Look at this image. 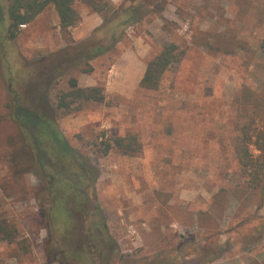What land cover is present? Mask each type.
Returning a JSON list of instances; mask_svg holds the SVG:
<instances>
[{
  "label": "rangeland",
  "instance_id": "obj_1",
  "mask_svg": "<svg viewBox=\"0 0 264 264\" xmlns=\"http://www.w3.org/2000/svg\"><path fill=\"white\" fill-rule=\"evenodd\" d=\"M110 1L154 6L155 12L88 65L74 47L96 28L84 19L103 21L104 14L82 1L76 4L82 21L70 41L53 5L17 38L3 40L0 220L18 232L12 243L0 235V264H58L47 257V231L35 218L39 179L13 174L7 141L18 129L6 117V103L16 90L26 105L42 108L38 94L45 92L55 107L73 76L106 92L105 102H85L58 121L100 169L99 201L119 242L115 264H146L157 254L176 256V264H264V197L238 189L248 177L236 151L241 125L252 115L242 90L264 93V0ZM167 42L184 50L182 60L158 89L141 87L148 62ZM133 133L142 144L134 155L104 154L97 144Z\"/></svg>",
  "mask_w": 264,
  "mask_h": 264
},
{
  "label": "trees",
  "instance_id": "obj_2",
  "mask_svg": "<svg viewBox=\"0 0 264 264\" xmlns=\"http://www.w3.org/2000/svg\"><path fill=\"white\" fill-rule=\"evenodd\" d=\"M78 1L104 14L102 24L82 45L74 47L78 51L77 59L87 65L91 59L112 50L128 27L155 12L154 6L148 8L135 3L117 6L110 0H0V54L4 39L17 38L21 24L34 22L50 5L57 11L61 33L67 40H72V29L82 21L76 7ZM260 47L264 50V38ZM183 56L184 50L177 43H165L148 62L140 86L158 89L165 73ZM83 69V72H90L92 67ZM242 97L244 103L250 105L252 115L241 125L242 136L236 144L240 164L248 177L246 184L238 189L246 194L259 193V199H263L264 93L245 86ZM38 98L44 104L42 108L30 107L24 103L21 93L10 92L6 117L16 123L18 130L8 139L7 147L14 176L20 180L27 173H35L39 179L37 197L41 212L35 214V218L47 231L44 239L46 255L58 264H115L119 242L99 201L100 169L90 153L70 142L58 121L62 114L81 110L85 102H105V88L99 84L81 86L78 78L73 76L69 79V89L57 94L55 107L51 106L45 92L38 94ZM97 144L103 145L104 154L116 149L122 154L134 155L142 150L135 133L114 135ZM17 232L14 223L0 220L3 239L14 242ZM176 260L171 254H157L146 264H176Z\"/></svg>",
  "mask_w": 264,
  "mask_h": 264
},
{
  "label": "crops",
  "instance_id": "obj_3",
  "mask_svg": "<svg viewBox=\"0 0 264 264\" xmlns=\"http://www.w3.org/2000/svg\"><path fill=\"white\" fill-rule=\"evenodd\" d=\"M40 15H41V14H40ZM38 17H39V16H38ZM38 17H37V18H38ZM37 18H36V19H37ZM102 22H103V21H102V20H99V19H96L95 21H90V22H89V21L87 20V18H85L83 23H84V25H87V26H96V27H98V26H100V25L102 24ZM83 23H82V24H83ZM29 25H30V24H29ZM59 28H60V27H59ZM95 85H97V84H95ZM90 86H92V84H91Z\"/></svg>",
  "mask_w": 264,
  "mask_h": 264
},
{
  "label": "built area",
  "instance_id": "obj_4",
  "mask_svg": "<svg viewBox=\"0 0 264 264\" xmlns=\"http://www.w3.org/2000/svg\"><path fill=\"white\" fill-rule=\"evenodd\" d=\"M27 26V24H21V27H26Z\"/></svg>",
  "mask_w": 264,
  "mask_h": 264
}]
</instances>
